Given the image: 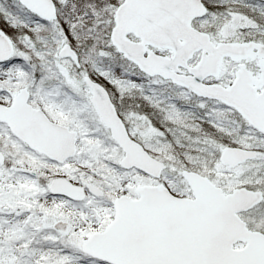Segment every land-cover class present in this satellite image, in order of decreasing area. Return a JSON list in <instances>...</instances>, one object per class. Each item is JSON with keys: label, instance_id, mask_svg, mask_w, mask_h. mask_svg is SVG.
Segmentation results:
<instances>
[{"label": "snow or ice", "instance_id": "1", "mask_svg": "<svg viewBox=\"0 0 264 264\" xmlns=\"http://www.w3.org/2000/svg\"><path fill=\"white\" fill-rule=\"evenodd\" d=\"M0 264H264V0H0Z\"/></svg>", "mask_w": 264, "mask_h": 264}]
</instances>
